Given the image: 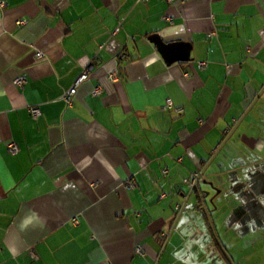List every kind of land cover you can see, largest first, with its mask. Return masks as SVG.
Wrapping results in <instances>:
<instances>
[{
  "label": "crops",
  "instance_id": "crops-1",
  "mask_svg": "<svg viewBox=\"0 0 264 264\" xmlns=\"http://www.w3.org/2000/svg\"><path fill=\"white\" fill-rule=\"evenodd\" d=\"M156 35L180 45L172 62ZM263 86L264 0H0V264H229L195 193L212 239L188 204L169 235ZM263 96L199 180L237 204L211 216L246 187L264 222ZM262 224L246 247L219 238L234 264H253Z\"/></svg>",
  "mask_w": 264,
  "mask_h": 264
},
{
  "label": "rangeland",
  "instance_id": "rangeland-1",
  "mask_svg": "<svg viewBox=\"0 0 264 264\" xmlns=\"http://www.w3.org/2000/svg\"><path fill=\"white\" fill-rule=\"evenodd\" d=\"M263 99H264V96H263ZM228 147H229V145L226 147L225 150H223L221 155L218 156L219 158L217 159V162L214 163L213 168H222V167H218V166H219V164L222 165L220 163V160L223 159L224 161H227V160H225V158H227V156H228L227 154H230V153H228V151H229ZM209 172H210V170H209ZM221 176L219 177L218 182H215V184L217 186H222V183H223L222 181L226 180L228 178L227 173H223ZM212 180L214 181L215 178L213 177ZM223 185H224V183H223ZM212 187L210 188V192H211V195L215 196L217 194L216 193L217 189L215 190L216 187L214 185ZM245 190H246V187L242 188L240 190V192L237 193L236 197H233V199L238 198V199H240L242 201V205H241V208L239 210L233 211V209H230V208H222L221 211H219L220 209L218 210L219 212H217V211H213L212 212L211 218H212V220H213V222L215 224V227L217 229L218 236L221 239V241L223 242L222 244H224L225 246H228L227 247L228 250H229V246H231L230 243H233V244L237 243L236 244L237 246L241 243V245L246 247L245 244L250 242V239H252V237L256 233H258L257 230H259V231L262 230V225H263L262 223H264L262 220H258V218L252 219V216H250L247 212H245V211H251V210L254 209L252 204H247L249 202V199L251 198L252 194H251V192H248V193L244 192ZM245 193H246V196H243V195H245ZM249 194H250V196H249ZM258 195H260V193ZM261 196H262L261 202L264 205V202H263L264 195H261ZM222 200L223 201H221V202L223 204H225V202L227 201V202H230L229 203L230 206L237 205V204H235V202L232 201L231 196L224 195ZM215 201H216V204L212 203L211 201H209V203H207V205L210 204L211 207L215 208V209H216L217 206H218V208H220L221 207L220 206L221 202L220 201L218 202L217 199H215ZM243 204H244V207H243ZM213 206H215V207H213ZM258 209L259 210L256 212L258 215L264 214V212H263L264 209L261 206H258ZM194 212L195 211L192 210V204H191V201H190V203L187 206L186 211L184 212V217L187 216V215L193 216V217H191L192 220H190L191 223L194 224L195 226L204 225V228L205 227L207 228L208 237H210V239H212V234L208 230L209 226H208V223L205 220L204 213L201 214V215L200 214H196L195 215V214H193ZM247 215L249 217H247ZM195 216H196V218H195ZM195 231H196L195 228L191 229L192 235H195ZM227 232H228V234L224 235V233H227ZM251 233H253V234H251ZM225 236H229V238H227ZM260 243L262 244L261 245L262 246V251L261 250L258 251L257 252V256L252 258V259H250V261H252L253 264H260V262L264 263V249H263L264 239L261 240ZM230 255H231V257H234L235 261L239 260V259L235 258L236 257V252L235 251L231 252Z\"/></svg>",
  "mask_w": 264,
  "mask_h": 264
},
{
  "label": "water",
  "instance_id": "water-1",
  "mask_svg": "<svg viewBox=\"0 0 264 264\" xmlns=\"http://www.w3.org/2000/svg\"><path fill=\"white\" fill-rule=\"evenodd\" d=\"M153 41L155 42V44L157 45L159 51L162 53V55L170 60L169 62H172L171 58H173L174 56V51L176 50V48L178 46H180L179 44H170L167 45L165 43H163L161 41V39L156 35L153 37ZM189 48L184 49L183 52V56H185L183 59L184 60H189ZM264 94V86L262 87V89L260 90V92L258 93V95L256 96V98L254 99L253 103L249 106V108L247 109V111L245 112V114L241 117V119L235 124V126L233 127V129L230 131V133L228 134V136L226 137V139L222 142V144L220 145V147L217 149V151L214 153V155L211 157V159L208 161V163L206 164L205 168L203 169V171L199 174V176L197 177L196 182L191 186V191L190 194L188 196V198L186 199L179 215L176 218V221L174 222L173 228L171 230V233L169 235V239L171 238V236L174 233V230L178 224V221L181 217V215L183 214L188 201L190 199V197L195 193L198 196V199L200 201L201 207L204 210L205 215L207 216L208 219V223H209V227L211 228V231L213 232L216 241L221 249V251L223 252L225 258L227 259V261L229 262V264H234L233 259L231 258V256L224 250L220 239L218 237V234L216 232V228L214 226V222L211 218V213L210 210L208 208L207 205V198L209 197V191L206 190H202L199 186V180L204 176L205 172L207 171V169L209 168V166L212 164V162L215 160V158L218 156V154L221 152V150L224 148V146L226 145L227 141L231 138V136L234 134V132L236 131V129L239 127L240 123L243 121V119L247 116V114L253 109V107L255 106V104L259 101V99L262 97V95ZM204 183H207L206 181H204ZM208 184V183H207ZM211 185V184H209Z\"/></svg>",
  "mask_w": 264,
  "mask_h": 264
},
{
  "label": "built area",
  "instance_id": "built-area-1",
  "mask_svg": "<svg viewBox=\"0 0 264 264\" xmlns=\"http://www.w3.org/2000/svg\"><path fill=\"white\" fill-rule=\"evenodd\" d=\"M140 1H146V0H140ZM167 2H169V3H172V2H174L175 0H166ZM1 6H5L4 5V3H1ZM172 15H168L167 16V19L169 20V21H172ZM37 57H38V59H42V58H44V55H43V53H41V52H39V53H37V55H36ZM202 65H204V63H202L201 64V66ZM89 71L87 70V71H85L79 78H78V80L76 81V83L63 95V99L68 103V104H71L72 103V101H73V97L76 95V93H77V89L79 88V86L83 83V82H85L88 78H89ZM25 81H26V77L25 76H22V77H20L18 80H17V85L18 86H20V87H22L23 85H24V83H25ZM100 88H96V90H95V94H100ZM165 108H173V106H172V102H170V101H167V103H166V105H165ZM31 113L35 116V117H37V116H39L40 115V113H41V111H40V109H38L37 107H32L31 109ZM177 112H180V110H178ZM9 148H10V151L11 152H16L17 151V145H15V144H11L10 146H9ZM134 182L133 181H129L128 182V185H127V187L129 188V189H132V188H134ZM138 252L139 253H142V248L140 247L139 249H138Z\"/></svg>",
  "mask_w": 264,
  "mask_h": 264
}]
</instances>
